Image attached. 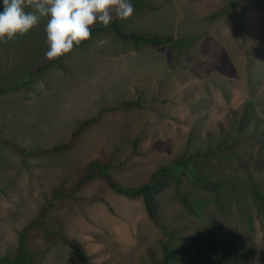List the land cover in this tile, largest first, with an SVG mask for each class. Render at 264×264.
<instances>
[{"label":"rangeland","instance_id":"1","mask_svg":"<svg viewBox=\"0 0 264 264\" xmlns=\"http://www.w3.org/2000/svg\"><path fill=\"white\" fill-rule=\"evenodd\" d=\"M231 1L131 0L133 15L119 19L125 32L186 40L136 47L107 29L66 55L68 69L38 68L48 60L47 18L0 42V255L18 245L53 189L72 186L93 159L111 161L115 179L136 187L244 103L264 119V5ZM93 117L71 146L51 150ZM196 168L235 184L217 191L171 176L154 192L152 219L143 196L96 177L48 218L93 264H264V161ZM32 245H45L36 264H82L61 238L35 236Z\"/></svg>","mask_w":264,"mask_h":264},{"label":"trees","instance_id":"2","mask_svg":"<svg viewBox=\"0 0 264 264\" xmlns=\"http://www.w3.org/2000/svg\"><path fill=\"white\" fill-rule=\"evenodd\" d=\"M240 1L241 0H232L231 4L236 5ZM255 1L264 5V0ZM0 9H2V5H0ZM107 29L114 30L122 40L132 41L136 47H159L170 42H184L186 40H177L173 36H161L157 33L143 34L135 31L125 32L119 23V19H115L108 27H104L97 22L92 28V37L88 41L82 42L79 46L74 45L73 49L85 47L95 35ZM66 55L67 54L54 60L48 59L41 63L38 68L41 69L59 65L62 69H68L64 64ZM124 104L138 105L139 103L130 101ZM97 119L98 117H93L84 121L82 125L74 131L70 142L57 145L51 150H58L59 148L71 146L77 135L86 126ZM259 160L264 161V119L252 111V107L249 103H244L240 111L233 109L228 116L226 124L220 123L216 130H208L204 136H199L195 140L187 142L181 156L160 166L152 174L150 180L140 186H124L118 182L111 173V168L115 166L111 161L95 158L72 186L56 187L53 189L52 195L43 203L37 216L19 231L18 245L8 250L3 255H0V264H36L38 259L45 252V245H32V240L35 236H41L47 242L56 238H61L78 252L82 264H93L88 259L82 245L66 237L63 233L62 226L56 223L51 224L48 215L52 208L61 206L65 200L78 199V191L96 177L102 178L112 190L118 193L131 197L143 196L150 218L156 219L157 207L154 200V192L162 188L169 177L173 176L176 182H180L183 177L181 174L182 172L189 178L199 183H208L217 191H220L226 186H233L236 181L235 177L232 175L218 174L203 176L199 174L196 168V165L200 161L217 163L233 161L251 165L259 162ZM178 196L197 219H203L199 209L191 207L180 193ZM236 251L240 253L242 247H239Z\"/></svg>","mask_w":264,"mask_h":264},{"label":"clouds","instance_id":"3","mask_svg":"<svg viewBox=\"0 0 264 264\" xmlns=\"http://www.w3.org/2000/svg\"><path fill=\"white\" fill-rule=\"evenodd\" d=\"M0 5V42L27 34L47 18L45 56L50 60L88 41L97 22L108 27L113 13L121 20L134 13L131 0H0Z\"/></svg>","mask_w":264,"mask_h":264}]
</instances>
